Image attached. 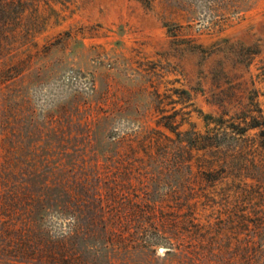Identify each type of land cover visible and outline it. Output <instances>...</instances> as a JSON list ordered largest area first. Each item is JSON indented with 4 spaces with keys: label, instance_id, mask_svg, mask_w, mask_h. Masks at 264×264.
Returning a JSON list of instances; mask_svg holds the SVG:
<instances>
[{
    "label": "rangeland",
    "instance_id": "374dc122",
    "mask_svg": "<svg viewBox=\"0 0 264 264\" xmlns=\"http://www.w3.org/2000/svg\"><path fill=\"white\" fill-rule=\"evenodd\" d=\"M0 264H264V0H0Z\"/></svg>",
    "mask_w": 264,
    "mask_h": 264
}]
</instances>
